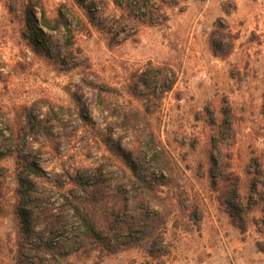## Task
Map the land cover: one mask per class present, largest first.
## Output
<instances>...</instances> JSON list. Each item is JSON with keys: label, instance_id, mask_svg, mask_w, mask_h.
<instances>
[{"label": "rangeland", "instance_id": "rangeland-1", "mask_svg": "<svg viewBox=\"0 0 264 264\" xmlns=\"http://www.w3.org/2000/svg\"><path fill=\"white\" fill-rule=\"evenodd\" d=\"M0 264H264V0H0Z\"/></svg>", "mask_w": 264, "mask_h": 264}, {"label": "trees", "instance_id": "trees-1", "mask_svg": "<svg viewBox=\"0 0 264 264\" xmlns=\"http://www.w3.org/2000/svg\"><path fill=\"white\" fill-rule=\"evenodd\" d=\"M46 19V18H45ZM60 21V20H59ZM37 175H39V176H41L42 177V174L39 172V171H37ZM148 190H149V192H151V191H153L152 189H150L149 187H148ZM92 199L91 198H87L85 201H82V203L78 206V207H76V213H77V215H79V218L81 217V219L83 220V221H85V216H82L81 214L82 213H80V210L81 211H84V213L83 214H86V215H88L89 214V204L88 203H90V201H91ZM89 222L87 221V227H88V229H89V224H88ZM86 225V224H85Z\"/></svg>", "mask_w": 264, "mask_h": 264}]
</instances>
